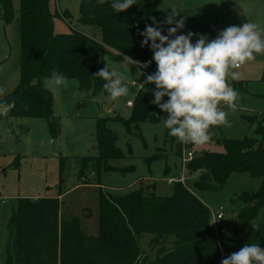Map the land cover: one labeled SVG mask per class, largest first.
<instances>
[{"label": "trees", "instance_id": "trees-1", "mask_svg": "<svg viewBox=\"0 0 264 264\" xmlns=\"http://www.w3.org/2000/svg\"><path fill=\"white\" fill-rule=\"evenodd\" d=\"M18 1L19 81L11 92L0 97V106L7 110V116L42 118L55 138L60 124L53 113V93L42 85V79L51 77L53 71L76 78L81 91L98 96L107 91L103 87L105 81L95 73L106 66L107 59L143 62L151 58L149 67L156 70L152 51L147 46L141 47L143 37L139 33L152 23L153 17L164 21L170 15L158 9L159 0H138L120 13L112 10L110 0L103 4L80 0L77 22L81 27L71 26L67 33L54 32L49 0ZM0 10L3 21L9 23L13 18L12 0H0ZM62 16L70 25L72 14L64 11ZM83 27L97 30L99 36ZM163 27V34H167L170 26ZM143 87L134 96L128 118L117 115L96 118L97 155L78 158V179L86 175L88 167L95 172H124L133 168L110 164L123 158L124 152L117 146L116 134L107 122L109 119L121 122L133 134L138 132L140 121H157L160 111L149 102ZM262 131L263 124L259 123L253 130L256 137H224L219 141L223 151L195 155L187 164L189 172L197 173L192 185L198 190L220 189L233 173L260 178L256 189L236 195L238 207L234 210L229 240L256 243L261 248L264 247V147L258 135ZM156 158L155 154L145 161L150 163ZM64 160L65 157L59 158L60 182ZM172 183V192L167 195L155 194L154 183L142 181L123 194L100 190L96 235L85 234L75 215L63 216L61 193L18 197L7 224L5 264H217L223 240L217 239L212 231L208 206L181 182ZM144 233L151 235L150 248L156 250L153 259L139 247L138 240Z\"/></svg>", "mask_w": 264, "mask_h": 264}, {"label": "rangeland", "instance_id": "rangeland-1", "mask_svg": "<svg viewBox=\"0 0 264 264\" xmlns=\"http://www.w3.org/2000/svg\"><path fill=\"white\" fill-rule=\"evenodd\" d=\"M79 4L80 0H49V10L54 15V32L67 33L71 26L81 27L77 22ZM12 5L13 18L9 23L3 21L0 10V97L11 92L19 81V1L12 0ZM158 9L168 14L177 12V19H185L181 32L204 34L208 40L214 39L221 30L244 18H250L252 23L264 29V0H159ZM64 11L72 14L70 25L62 16ZM84 29L90 32V28ZM95 33L99 36L97 30ZM106 64L110 71L126 77L124 83L129 89L127 96L113 101L108 92L92 96L81 91L76 78H67L66 87L56 86L51 77L42 79V85L53 93V113L59 119L60 131L55 138L51 137L46 121L42 118L0 116V264H5L9 240L7 224L18 197H46L61 193L63 216L75 215L85 234L96 235L100 190L123 194L137 188L139 181H142L143 184L154 183L153 192L157 195L172 192L173 183L166 180V175H180L182 142L168 134L164 127L167 114L151 103L155 86L144 83L146 75L150 73L139 68L129 58L107 59ZM233 70L239 73L238 80H228L237 92L235 106L229 108L224 102L218 105L227 113L228 123L211 127V139L206 144H193L196 156L208 151H223L219 141L224 137H256L253 130L259 123L263 124V131L258 136L264 147V55H257L255 60ZM132 81L140 82L141 85L144 83L143 89L148 93L149 102L160 111L157 121H140L138 132L133 134H129L121 122L113 119L107 122L116 134L117 146L124 152L123 158L112 160L110 164L118 167L133 165V168L124 172H95L88 167L86 175L78 179V158L97 155L96 118L117 115L126 119L130 116L132 107L126 106V101L133 102L139 89ZM166 100L167 97H164L162 102ZM0 110L3 108L0 107ZM155 154L156 159L150 163L145 161L146 157ZM60 157H65L61 182ZM165 169H168V174V171L164 174ZM184 175L185 186L210 209L216 210L219 206L224 208V217L219 223L221 230L218 229L216 235L217 239L223 240L220 245L223 254L217 263L221 264L222 259L246 244L241 240H229L234 210L238 207L236 195L241 191L256 189L260 178L247 173H233L220 189L198 190L192 185L197 173L187 170ZM150 238V234L144 233L138 242L141 251L153 259L156 250H151Z\"/></svg>", "mask_w": 264, "mask_h": 264}, {"label": "clouds", "instance_id": "clouds-1", "mask_svg": "<svg viewBox=\"0 0 264 264\" xmlns=\"http://www.w3.org/2000/svg\"><path fill=\"white\" fill-rule=\"evenodd\" d=\"M97 2L103 4L105 0ZM137 3L138 0H110L115 13ZM176 16L177 12H172L164 21L153 17L152 23L139 33L143 37L141 47L151 49L156 64L155 72L146 75L144 83L155 85L151 103L167 114L164 127L168 134L183 143L203 145L211 139V127L228 123L227 113L218 107L220 102L229 108L235 106L237 92L228 80H238L239 73L233 69L264 55V29L247 22L228 26L208 40L206 35L191 31L177 34L184 28L185 19ZM164 24L170 26L167 34H163ZM95 76L105 81L103 87L113 101L128 95L126 77L110 71L107 64ZM51 81L56 86H67V78L56 71ZM164 97L167 100L162 102ZM0 116H7V110H0ZM221 264H264V248L256 243L245 244L222 259Z\"/></svg>", "mask_w": 264, "mask_h": 264}, {"label": "built area", "instance_id": "built-area-1", "mask_svg": "<svg viewBox=\"0 0 264 264\" xmlns=\"http://www.w3.org/2000/svg\"><path fill=\"white\" fill-rule=\"evenodd\" d=\"M65 20H67L66 18H64ZM67 22H69L67 20ZM242 25V24H241ZM239 25V26H241ZM181 34H183V32H181ZM137 64V66L139 68H142L145 72H149L150 74H152V72L150 71L149 65H150V58L143 61V62H135ZM147 65V67H143V65ZM134 84H136L138 86V88H140L141 83L140 82H134L132 81ZM126 105L131 106L132 102L131 101H127ZM187 147H189L187 149ZM195 156L194 150H193V145H188L187 143H183L182 142V148H181V153H180V175L179 176H168L166 177V180L168 182H173V181H179L181 182L184 186H185V172L188 170L187 168V164L188 162ZM209 212H210V226L212 228L213 233L215 234V236L218 233V229L221 230V227L219 226V223L222 221L223 217H224V208L222 206H219L216 210H212L208 207ZM217 237V236H216ZM223 253H221L222 256Z\"/></svg>", "mask_w": 264, "mask_h": 264}, {"label": "crops", "instance_id": "crops-1", "mask_svg": "<svg viewBox=\"0 0 264 264\" xmlns=\"http://www.w3.org/2000/svg\"><path fill=\"white\" fill-rule=\"evenodd\" d=\"M252 20L250 18H244L243 20H240L238 22H234L231 26L235 25V26H239L243 23H247V22H251ZM95 29H91L90 28V32H95ZM87 31V30H86ZM184 31V30H183ZM88 32V31H87ZM97 34V33H96ZM183 34H186L185 32H183ZM127 59V58H126ZM133 61V60H132ZM129 101V100H128ZM127 102V101H126ZM128 106V105H126ZM130 107V106H129ZM193 145V144H192ZM168 171V169H166ZM169 173V171L167 172V174ZM168 177V175H166Z\"/></svg>", "mask_w": 264, "mask_h": 264}]
</instances>
